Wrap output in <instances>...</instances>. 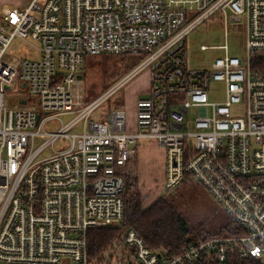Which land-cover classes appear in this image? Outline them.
<instances>
[{
	"label": "built area",
	"instance_id": "built-area-1",
	"mask_svg": "<svg viewBox=\"0 0 264 264\" xmlns=\"http://www.w3.org/2000/svg\"><path fill=\"white\" fill-rule=\"evenodd\" d=\"M217 20L241 26L242 56L189 66L187 37ZM22 40L32 49L19 55ZM13 50L14 52H10ZM140 62L87 102L74 84L87 55ZM148 74L126 109L94 117L121 87ZM216 83L222 101H211ZM196 109V113H190ZM190 115H194L190 117ZM163 150L164 189L185 173L201 183L241 235L186 239L182 252L149 247L128 229L97 256L90 229L117 227L137 146ZM188 156V160L185 157ZM264 264V0H30L0 13V264ZM233 252V253H232Z\"/></svg>",
	"mask_w": 264,
	"mask_h": 264
},
{
	"label": "rangeland",
	"instance_id": "rangeland-1",
	"mask_svg": "<svg viewBox=\"0 0 264 264\" xmlns=\"http://www.w3.org/2000/svg\"><path fill=\"white\" fill-rule=\"evenodd\" d=\"M2 1L0 0V2ZM240 29L241 26L237 25L234 30H230L227 41L224 30L217 20L206 22L194 29L187 37L189 66L195 67L200 62L207 61L208 59L210 61L212 57L221 56L222 52L220 50H202V45L220 46L228 44V51L231 55L242 56L244 52V33L240 32ZM14 45L22 48L21 51L16 52L21 56L32 49L31 46L19 39L15 40ZM10 52L14 51L11 50ZM141 59L142 56L137 54L87 55L81 71L82 78L77 79L74 84L76 99L80 102H87V99L95 98L115 85ZM143 75L145 76V73ZM139 78L140 81H136L139 80L136 79L130 84L121 87L95 112L94 117H100L101 114L108 112L109 108H115L117 104L125 107V109L127 108V111L128 108L131 109L133 97L143 95L140 90L144 85V78ZM223 97L224 86L221 83H216L211 87L210 99L211 101H222ZM196 111V109H191L190 113L195 114ZM193 116L190 115V117ZM144 149L152 150L149 154L153 155L154 159L152 160L157 159L158 162V158L163 155V150L156 144H153L151 147L137 146L136 164L132 175V191L138 190L145 207L158 199L161 191L162 194L165 192L161 187L165 171L162 168V162L161 164L152 162L150 157L145 155L147 152ZM167 196L174 200L179 211L195 227L203 225L206 230L217 233L225 225L229 224V220L225 214L213 204L214 201L210 197H207L204 191L195 184L188 183L179 186L173 193Z\"/></svg>",
	"mask_w": 264,
	"mask_h": 264
},
{
	"label": "trees",
	"instance_id": "trees-1",
	"mask_svg": "<svg viewBox=\"0 0 264 264\" xmlns=\"http://www.w3.org/2000/svg\"><path fill=\"white\" fill-rule=\"evenodd\" d=\"M185 160H188V156L185 157ZM188 183L199 186L205 195L211 198L205 187L192 174L185 173L182 180L173 189H164L162 183L161 187L165 192L162 194L161 191L158 199L144 207L138 190L132 191V177H127L122 194L124 201L123 220L117 227L96 228L88 231L89 257L93 258L100 254L115 237L128 229H134L149 247L175 253L183 251L187 238L198 240L220 235L224 237L238 236L243 233L242 229L234 223L215 201L213 204L229 220V224L225 225L226 228L224 226L219 232L213 233L206 230L203 225H199L198 227L192 225L191 221L179 211L174 200L167 196L173 193L179 186ZM233 254L236 264H261L253 257L240 258L235 252Z\"/></svg>",
	"mask_w": 264,
	"mask_h": 264
},
{
	"label": "crops",
	"instance_id": "crops-1",
	"mask_svg": "<svg viewBox=\"0 0 264 264\" xmlns=\"http://www.w3.org/2000/svg\"><path fill=\"white\" fill-rule=\"evenodd\" d=\"M29 1L30 0H14V1H12V0H10V1L9 0H3L2 2H0V13L2 12V9L4 7H11V8L12 7H15V8L23 9V8H25L28 5ZM142 75L143 74L137 76L136 78H134L133 80H131L130 82L127 83V84H130L131 82H133L136 79H139V80H136V81H140V78L139 77L144 78V85H143L142 89L140 90V92L143 93V95H138L136 97H133V100H132V103L133 104H131V109L128 108V111L126 110L127 111V119H128V122L130 124H134V122H135V117H136V101L139 98H141L142 96H146L147 93H148V89H149V77H148V74L145 73V76L144 75L142 76ZM116 107H122V108L125 109V107L120 106L118 104H117ZM130 111H131V113H130ZM153 144H156L157 145V143L155 141H153V140H143L142 142H140L139 145L141 147L142 146L151 147ZM145 150L147 152V153H145V155L149 156L150 157V160L152 162H154V163L156 162V164L157 163L161 164V162H162V168H164V153H163V155L160 156V158H158L159 159V162H158L157 159L152 160V159H154L153 158V155H150L149 154L150 151H152V150H150V149H144V151Z\"/></svg>",
	"mask_w": 264,
	"mask_h": 264
},
{
	"label": "water",
	"instance_id": "water-1",
	"mask_svg": "<svg viewBox=\"0 0 264 264\" xmlns=\"http://www.w3.org/2000/svg\"><path fill=\"white\" fill-rule=\"evenodd\" d=\"M80 78H82V75L81 74L78 75V79H80Z\"/></svg>",
	"mask_w": 264,
	"mask_h": 264
}]
</instances>
